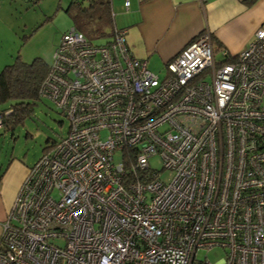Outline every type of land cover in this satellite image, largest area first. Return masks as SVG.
Here are the masks:
<instances>
[{
  "label": "built area",
  "instance_id": "obj_1",
  "mask_svg": "<svg viewBox=\"0 0 264 264\" xmlns=\"http://www.w3.org/2000/svg\"><path fill=\"white\" fill-rule=\"evenodd\" d=\"M124 32L62 33L39 93L68 130L28 167L0 264H264V25L218 58L203 30L162 77Z\"/></svg>",
  "mask_w": 264,
  "mask_h": 264
},
{
  "label": "crops",
  "instance_id": "obj_2",
  "mask_svg": "<svg viewBox=\"0 0 264 264\" xmlns=\"http://www.w3.org/2000/svg\"><path fill=\"white\" fill-rule=\"evenodd\" d=\"M125 1L110 0L112 18L122 15L118 25L130 53L156 69L203 30L210 31L218 56L232 55L264 25V0H128L127 9ZM31 165L13 159L0 176V231Z\"/></svg>",
  "mask_w": 264,
  "mask_h": 264
},
{
  "label": "rangeland",
  "instance_id": "obj_3",
  "mask_svg": "<svg viewBox=\"0 0 264 264\" xmlns=\"http://www.w3.org/2000/svg\"><path fill=\"white\" fill-rule=\"evenodd\" d=\"M71 0H1L0 1V70L16 57L30 62L36 57L42 58L48 65L53 60V51L61 39V35L69 27L74 26L71 14L75 11ZM86 5L87 0H83ZM122 15L112 18V27L119 28ZM111 21L100 25V32L89 35L93 44H105L112 38ZM219 56L217 55V58ZM152 71L159 72L150 62L147 65ZM164 75L163 71L159 76ZM68 130V120L48 98L41 97L33 104L30 117L24 118L13 131L0 129V175L13 159L33 164L43 153L46 146L59 141ZM114 160L120 158L116 151ZM151 167L160 171V178L168 180L171 175L163 170L157 156L149 159ZM62 245V240H56ZM216 263L224 256L220 248L209 251L199 250L198 258Z\"/></svg>",
  "mask_w": 264,
  "mask_h": 264
},
{
  "label": "trees",
  "instance_id": "obj_4",
  "mask_svg": "<svg viewBox=\"0 0 264 264\" xmlns=\"http://www.w3.org/2000/svg\"><path fill=\"white\" fill-rule=\"evenodd\" d=\"M38 1L33 0L34 3ZM72 5L75 7V11L71 14L74 26L87 37L94 32H100L101 24H108L111 21L112 27L110 0H87L86 5L83 0H71L66 10L69 11ZM114 28L112 27V32ZM49 67L50 65L40 57L30 62L16 57L14 62L6 64L0 70V113L2 114L0 129L13 131L24 118L30 117L33 104L42 97L39 88Z\"/></svg>",
  "mask_w": 264,
  "mask_h": 264
}]
</instances>
